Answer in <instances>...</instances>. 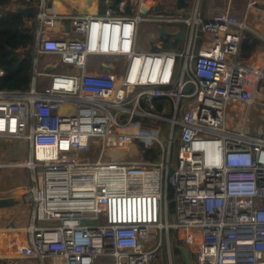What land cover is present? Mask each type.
I'll return each instance as SVG.
<instances>
[{"label": "built area", "instance_id": "2783aa9c", "mask_svg": "<svg viewBox=\"0 0 264 264\" xmlns=\"http://www.w3.org/2000/svg\"><path fill=\"white\" fill-rule=\"evenodd\" d=\"M88 1L21 6L33 7L32 77L27 90L0 89V137L29 147L30 211L24 227L0 232V264H155L171 229L194 264H264V62L239 60L245 33L260 36L264 0L239 18L128 14L123 2L86 13ZM144 23L156 33L147 49ZM179 24L183 50H164ZM160 98L171 117L155 112ZM148 118L168 123L167 147L160 126L135 125ZM134 143L159 158L113 157Z\"/></svg>", "mask_w": 264, "mask_h": 264}, {"label": "trees", "instance_id": "16d2710c", "mask_svg": "<svg viewBox=\"0 0 264 264\" xmlns=\"http://www.w3.org/2000/svg\"><path fill=\"white\" fill-rule=\"evenodd\" d=\"M99 12L104 13L107 8V2L100 0ZM138 0L125 4V12L130 14L137 5ZM24 0H0V68L4 71V75L0 78V89L6 90H27L30 85L33 69V29H32V15L26 17L19 11L18 7L24 6ZM118 2L110 4V8L117 12ZM171 15H178L177 13H169ZM177 31L182 35L186 34V26L179 24ZM184 40L178 39L175 35H168L163 42V49H177L183 50ZM199 44V43H198ZM48 56H42L40 62ZM48 60V59H47ZM155 112L159 113L165 108L168 112L165 116L171 117L172 103L168 98H160L155 101ZM154 120V119H153ZM157 121V120H154ZM160 122L169 125L166 121ZM168 132V131H167ZM141 156L144 160H157L160 156V149L146 148L143 144L139 145ZM167 199V215L168 219L174 216L175 201L174 188L171 185L166 189ZM170 217V218H169ZM176 231L169 230V238L173 242V252L176 255V264H185L183 260L182 251L179 248L182 242L176 240Z\"/></svg>", "mask_w": 264, "mask_h": 264}, {"label": "crops", "instance_id": "0c3cea01", "mask_svg": "<svg viewBox=\"0 0 264 264\" xmlns=\"http://www.w3.org/2000/svg\"><path fill=\"white\" fill-rule=\"evenodd\" d=\"M52 1L55 3L56 2L65 3L64 2L65 0H52ZM99 1L100 0H95L93 1V4H91L89 0L88 7L86 8L85 12L100 13ZM133 1L134 0H105V2H107V8L109 4L113 2L131 3ZM200 1L201 4L199 5ZM137 5L141 11L147 10L149 12L161 11L167 13H177L178 15L184 17L190 15L193 11L196 10L203 17L210 18L214 15L212 14L213 8L220 5L226 6V0H221L219 5H217L216 0H138ZM135 8L133 9V11L135 10ZM256 32L259 33L260 36H257L252 32L245 33V37L243 39V43L241 46L242 52L240 51L241 55L239 59L240 62H242L243 64L260 65L261 63L264 62V39H263L264 16L263 15L260 16L256 24ZM47 83H48V79H47ZM6 166L8 165L0 164V203L6 202L5 205L0 204V232L3 229H7V228L24 227L28 222L29 211H30V205L27 202L24 203V201L22 200L24 188H25L24 185L30 183V178L27 179L26 176L24 175L22 176L21 173L20 175H17V173L8 171ZM14 174L17 175V177L14 176ZM9 185H12L13 188H9ZM173 220H174V216L172 219H169V222ZM179 241H181L183 245L179 247L183 255V250L186 249V246L181 239ZM161 242L162 243L158 251L157 258L158 257L160 258L161 254L163 253L166 256L165 264H172L171 255H173L175 256L174 262L176 264V255L174 254L173 249L170 246L169 232L167 235L162 237ZM190 257L194 264V258L192 254H190ZM183 260L185 262L184 255H183ZM156 264H158V262H156Z\"/></svg>", "mask_w": 264, "mask_h": 264}, {"label": "rangeland", "instance_id": "374dc122", "mask_svg": "<svg viewBox=\"0 0 264 264\" xmlns=\"http://www.w3.org/2000/svg\"><path fill=\"white\" fill-rule=\"evenodd\" d=\"M93 1L95 0H90L91 4H93ZM217 5L221 2V0H216ZM247 0H226V6L220 5L217 7L213 8V13L214 15H221V14H226L232 17H237L239 18L242 16L243 11L245 9ZM201 4V1L199 5ZM198 5V6H199ZM213 15V16H214ZM260 27V26H259ZM155 33V25L153 24H141V30L137 34L138 38V44L142 45L144 49H147L148 41L151 38H155L156 36ZM242 52V51H241ZM240 52V55H241ZM49 58H46L42 61L47 62ZM43 62V63H44ZM47 83V78L46 77H38V90L42 88ZM156 120V119H154ZM153 118H148V119H141L137 120V123L135 124L136 126H139L141 130L147 131L150 130L154 127L160 126V122L154 121ZM162 129L161 132L159 133V136L161 140L163 141V144L167 147L168 146V126L165 123H161ZM11 144V145H10ZM139 143H134L130 145L127 148L117 150L115 153H113V157L119 158V159H129V160H137L142 158L140 149H139ZM149 145H154L153 142L149 143ZM152 148H158L156 146H152ZM159 149V148H158ZM173 151V155H174ZM29 156V147L25 143H21L19 141L5 138V137H0V164L8 165L6 166L7 170L13 173H17V175L22 174V176H26L27 179H29V170L26 168V164L28 162V157ZM170 162V166L172 163V159L174 162V157L172 156ZM25 164V166H24ZM9 172V173H10ZM17 175L14 174V176L17 177ZM17 182V181H16ZM9 188H13L12 185H9ZM170 218V217H169ZM169 220V219H168ZM177 234V233H176ZM180 237V238H179ZM181 236L177 234L176 240H180ZM170 246L173 249V242L170 240ZM183 246V245H182ZM159 259V260H158ZM172 259V264H175L174 259L175 256L171 255ZM8 262V261H4ZM158 264H165L166 263V256L165 254H161L160 258H157ZM156 264V263H155Z\"/></svg>", "mask_w": 264, "mask_h": 264}, {"label": "water", "instance_id": "95a60500", "mask_svg": "<svg viewBox=\"0 0 264 264\" xmlns=\"http://www.w3.org/2000/svg\"><path fill=\"white\" fill-rule=\"evenodd\" d=\"M109 6H110V4H109ZM17 11H19L20 13H22L23 15L28 17V16L32 15L33 7L32 6L18 7ZM148 12L149 11H147V10L142 11L143 14H147ZM158 33L160 35H167V32H165L164 29H162V28L159 29ZM175 36L180 40H184V35H182L181 33L175 34ZM155 49H156V45L154 44V42H151V50L154 51ZM185 90L188 91L189 87H185ZM140 106H143L142 103L140 104ZM172 171H173L172 167L168 166V168L166 170V179L168 176H170L172 174ZM165 199H166V196H165ZM183 255H184V259H185L186 264H193L192 259L190 257V254L186 249L183 250Z\"/></svg>", "mask_w": 264, "mask_h": 264}, {"label": "bare ground", "instance_id": "6f19581e", "mask_svg": "<svg viewBox=\"0 0 264 264\" xmlns=\"http://www.w3.org/2000/svg\"><path fill=\"white\" fill-rule=\"evenodd\" d=\"M11 145V144H10ZM25 203V202H24ZM1 205H5L6 204V202H4V203H0ZM22 225V224H21Z\"/></svg>", "mask_w": 264, "mask_h": 264}]
</instances>
